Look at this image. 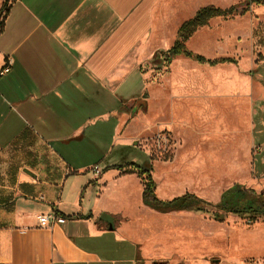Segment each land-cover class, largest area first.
<instances>
[{
    "label": "crops",
    "instance_id": "0c3cea01",
    "mask_svg": "<svg viewBox=\"0 0 264 264\" xmlns=\"http://www.w3.org/2000/svg\"><path fill=\"white\" fill-rule=\"evenodd\" d=\"M175 2L8 1L0 30V67L4 56L12 59L10 71L0 77V264H167L166 259H173L167 253L170 247L162 246L156 236H147L150 226L145 217L205 214L160 213L144 205L140 177L112 168L118 164L106 161L100 149L110 130L115 139L121 137L122 146L129 144L118 133L146 116L153 99L160 113L170 118L156 123L176 129L193 153L200 141L224 146L222 152L226 141H233L238 157L250 145L254 149L252 177L247 184L231 186L240 184L264 193V139L259 136L264 133V81L256 74L259 64L233 71L231 86L218 94L204 87L197 95L187 78L186 93L146 96L145 63L171 47L179 26L199 8L213 5L196 9L200 0H188L182 7H174ZM173 17L183 21L166 27L165 21ZM180 59L208 67L238 65L235 58L236 63L210 66L184 56L174 57L169 64ZM184 96L186 103H179ZM220 102L231 104L238 115L231 127L216 111L214 104ZM132 146L136 147V141ZM121 161L131 163L124 156ZM95 165L100 170L97 177L92 171ZM150 175L159 200L191 193H173L164 188L162 178H154L152 171ZM130 176L141 186V209L135 218L123 207L124 182ZM229 187L215 202L191 194L215 204ZM50 212L63 217L64 223L40 227L36 217ZM258 229H264V224H256L247 233ZM258 257L246 256L229 264H252L263 260L264 254ZM224 260L207 264H226Z\"/></svg>",
    "mask_w": 264,
    "mask_h": 264
},
{
    "label": "rangeland",
    "instance_id": "374dc122",
    "mask_svg": "<svg viewBox=\"0 0 264 264\" xmlns=\"http://www.w3.org/2000/svg\"><path fill=\"white\" fill-rule=\"evenodd\" d=\"M187 1L176 0L172 4L174 7H182ZM200 1L196 9L207 4L227 8L242 0ZM182 21L183 18L176 20L173 17L165 21V26L173 27ZM187 48L208 59L235 58L238 61L237 68L200 66L184 59L172 61L169 65L164 62L153 64L148 60L142 68L147 74L146 96L158 92L168 97L177 91L183 94L193 85L196 86L197 95L202 93L204 87L210 94H218L221 90L224 91L226 85L231 86L229 77L233 71L249 68L256 63L259 64L256 66V74L264 81V5L251 6L243 16L210 20L206 26L193 34L187 42ZM187 78L191 83L189 87L186 84ZM259 92V97H263V92ZM186 100L184 96L178 102L185 104ZM154 102L155 99L149 101L152 105L146 116L136 119L122 134L118 133L117 136H122L129 144L122 146L121 137L115 139L116 134L112 135L110 130V138L103 139L105 146L100 148L101 156L107 155L106 161L110 159V163L120 164L121 157L124 156L126 162H133L140 167L149 164L152 176L157 180L162 178L165 189L172 190L173 193L191 192L212 202L217 201L220 192L233 183L249 182L252 177L250 157L254 152L250 145L243 147L238 157L237 144L233 141H226L225 152H222L224 146L200 141L197 152L193 153L188 144L182 142L176 129L156 123L160 120L169 121L170 118L165 116L166 112L160 113L159 103ZM159 102L163 104L162 101ZM220 103L214 104L216 111L220 113L221 120L231 127L238 115L231 104ZM161 107L163 108V105ZM182 119H186V116ZM186 134L192 140L189 133ZM261 135L260 139H264V133ZM132 141H136V147L132 146ZM189 143L191 144V141ZM140 188L138 179L133 176L124 182L126 196L123 207L126 214L134 218L141 209ZM145 218L150 226L145 232L147 236H156L162 246L170 247L167 248V253H170V258L173 259H162L167 264H207L223 257L226 259L224 263L229 264L246 256L260 258L258 256L264 254V229H258L252 234L247 233L256 224H264V217L258 218L255 223H250L245 217L228 215L222 221H217L209 215H194L189 212L154 214ZM257 239H262L260 244H254Z\"/></svg>",
    "mask_w": 264,
    "mask_h": 264
},
{
    "label": "trees",
    "instance_id": "16d2710c",
    "mask_svg": "<svg viewBox=\"0 0 264 264\" xmlns=\"http://www.w3.org/2000/svg\"><path fill=\"white\" fill-rule=\"evenodd\" d=\"M8 1L9 0H5L0 8V30L3 26ZM262 5H264V0H244L225 9L213 5L199 8L190 19L184 21L179 26L176 39L171 47L165 51H158L153 55L152 63L160 64L164 62L165 64H169L176 56H184L198 63H205L210 66L226 62L236 63L232 58L206 59L202 55L189 51L186 48V42L199 28L206 26L212 19H227L244 15L249 11L251 6ZM1 17H3V19ZM112 168L127 173H136L143 183V204L160 213L191 211L209 215L211 219L217 221H222L227 214H232L245 217L250 223H254L258 218L264 217V193H257L240 184H235L223 191L219 202L215 204L191 193H185L169 201H162L159 200L154 193L155 183L150 175L151 167L149 164L140 167L131 162L123 165H114Z\"/></svg>",
    "mask_w": 264,
    "mask_h": 264
},
{
    "label": "built area",
    "instance_id": "2783aa9c",
    "mask_svg": "<svg viewBox=\"0 0 264 264\" xmlns=\"http://www.w3.org/2000/svg\"><path fill=\"white\" fill-rule=\"evenodd\" d=\"M12 66V59L9 56H4V63L0 67V77L7 74ZM160 136V135H159ZM92 171L94 176H99L100 170L97 165L92 167ZM37 222L40 227L42 228H51L54 224H61L64 223L65 219L63 217L58 216L54 212H50L47 214H40L36 217ZM214 264H220V263H214ZM252 264H264V259L261 261L253 262Z\"/></svg>",
    "mask_w": 264,
    "mask_h": 264
}]
</instances>
